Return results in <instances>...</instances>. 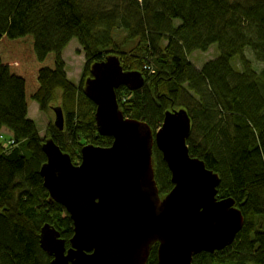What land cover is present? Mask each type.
Masks as SVG:
<instances>
[{"label": "trees", "instance_id": "trees-1", "mask_svg": "<svg viewBox=\"0 0 264 264\" xmlns=\"http://www.w3.org/2000/svg\"><path fill=\"white\" fill-rule=\"evenodd\" d=\"M26 36L39 63L52 56L31 98L46 112L59 92L62 125H49L42 138L28 116L26 80L0 58V132L13 139L10 147L0 144V264H52L39 241L45 224L69 247L72 222L43 185L41 146L51 138L77 164L84 145L111 144L98 133L96 106L83 91L91 65L109 55L144 77L138 89L115 90L123 115L154 133L167 110L185 109L188 153L219 176L216 197L231 198L243 215L232 243L193 255L192 264H264V0H0V40ZM72 39L86 62L78 84L62 56ZM134 40L147 46L144 56L125 50ZM213 44L217 56L200 66L189 60ZM152 158L163 197L173 183L155 143ZM146 264H158L157 243Z\"/></svg>", "mask_w": 264, "mask_h": 264}, {"label": "water", "instance_id": "water-1", "mask_svg": "<svg viewBox=\"0 0 264 264\" xmlns=\"http://www.w3.org/2000/svg\"><path fill=\"white\" fill-rule=\"evenodd\" d=\"M90 74L83 91L96 106L98 133L112 142L84 145L77 164L51 138L42 143L43 185L73 228L68 248L53 227L41 228L40 245L52 264H146L155 243L158 264H192L193 255L232 243L243 215L231 198L216 197L219 176L188 153L187 111H166L153 133L147 123L123 115L115 94L121 86L141 87V72L125 71L119 57L109 55L92 64ZM54 110L61 127V108ZM154 143L173 183L162 198L154 180Z\"/></svg>", "mask_w": 264, "mask_h": 264}, {"label": "rangeland", "instance_id": "rangeland-1", "mask_svg": "<svg viewBox=\"0 0 264 264\" xmlns=\"http://www.w3.org/2000/svg\"><path fill=\"white\" fill-rule=\"evenodd\" d=\"M119 38V35L116 36ZM33 39L29 36L19 39H7L4 38L0 41V53L5 57V62L16 72L22 75L27 84V105L28 116L31 118L37 127L39 134L44 138L46 135V128L49 125H57L56 113L54 108L57 107L59 92L57 93L56 102L51 104L50 110L44 112L38 108V104L32 100L31 96L33 91L38 87L37 73L40 67H51L52 56L49 55L44 63H39L36 60L33 51ZM125 50L129 53L130 57H141L146 54L147 46L144 43L134 40L125 44ZM218 50L216 45H212L208 51H194L189 55V60L196 66H200L204 61L217 56ZM63 59L65 62L66 73L71 82L78 84L82 79V75L85 68L84 54L76 42V39H72L69 44L63 50ZM13 71V72H14ZM62 112V111H61ZM60 127V126H59ZM61 128V127H60ZM4 141L1 143L3 148L11 146L7 141L8 135L6 131L0 132ZM8 143V144H7Z\"/></svg>", "mask_w": 264, "mask_h": 264}, {"label": "bare ground", "instance_id": "bare-ground-1", "mask_svg": "<svg viewBox=\"0 0 264 264\" xmlns=\"http://www.w3.org/2000/svg\"><path fill=\"white\" fill-rule=\"evenodd\" d=\"M4 64V63H3ZM173 110H178V109H173ZM167 111H172V110H167ZM6 135H8V142L12 145L13 144V139L12 137L9 135V133H6ZM4 141V139L2 138L1 134H0V144ZM171 174V173H170ZM160 198H162L160 195H159Z\"/></svg>", "mask_w": 264, "mask_h": 264}, {"label": "crops", "instance_id": "crops-1", "mask_svg": "<svg viewBox=\"0 0 264 264\" xmlns=\"http://www.w3.org/2000/svg\"><path fill=\"white\" fill-rule=\"evenodd\" d=\"M3 39H4V38H3ZM3 39H1V40H3ZM1 40H0V41H1ZM4 57H5V56H4L2 53H0V58H1L2 62H3L4 64H8L7 62H5ZM40 68H41V67H40ZM65 69H66V68H65ZM11 70L14 71L12 68H11ZM14 72H15L16 74L20 75L18 72H16V71H14ZM21 76H22V75H21ZM22 77H23V76H22ZM24 79H25V78H24ZM26 89H27V84H26ZM36 89H37V88H36ZM36 89H35V90H36ZM35 90H34V91H35ZM34 91H33V92H34ZM28 110H29V109H28ZM28 114H29V112H28Z\"/></svg>", "mask_w": 264, "mask_h": 264}, {"label": "built area", "instance_id": "built-area-1", "mask_svg": "<svg viewBox=\"0 0 264 264\" xmlns=\"http://www.w3.org/2000/svg\"><path fill=\"white\" fill-rule=\"evenodd\" d=\"M8 144V143H7ZM7 147H8V145H7Z\"/></svg>", "mask_w": 264, "mask_h": 264}]
</instances>
